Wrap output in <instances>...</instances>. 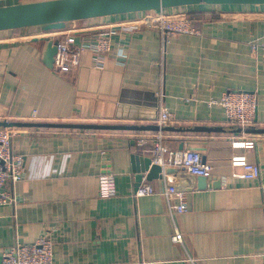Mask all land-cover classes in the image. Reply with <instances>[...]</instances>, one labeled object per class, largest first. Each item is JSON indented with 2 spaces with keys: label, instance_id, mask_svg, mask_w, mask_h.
Masks as SVG:
<instances>
[{
  "label": "crops",
  "instance_id": "obj_1",
  "mask_svg": "<svg viewBox=\"0 0 264 264\" xmlns=\"http://www.w3.org/2000/svg\"><path fill=\"white\" fill-rule=\"evenodd\" d=\"M43 0H0V6ZM186 12L200 34L170 36L135 19L156 10L92 17L60 29L44 25L0 31V119L19 122L217 127L165 130L173 148H195L205 157L209 185L185 190L188 210L173 212L163 178L137 180L133 155L148 129H82L13 126L12 152L24 156L17 203L0 206L3 251L48 236L53 264H264V4H195L164 8ZM108 31L112 49L99 66L82 53L77 68L59 74L44 62L49 38L79 39ZM164 53V54H163ZM257 98V116L242 127L214 102L229 92ZM252 129L253 131H248ZM254 140L248 160L260 176H235L234 141ZM183 145V148H181ZM237 151V152H238ZM113 173L117 194L101 197L99 176ZM220 178V179H219ZM147 182L150 195L136 196ZM183 233V242L172 237Z\"/></svg>",
  "mask_w": 264,
  "mask_h": 264
},
{
  "label": "built area",
  "instance_id": "obj_2",
  "mask_svg": "<svg viewBox=\"0 0 264 264\" xmlns=\"http://www.w3.org/2000/svg\"><path fill=\"white\" fill-rule=\"evenodd\" d=\"M135 23H148L152 27L159 29L163 49L170 36L176 34H200V29L195 22L190 19L186 12L182 11H167L164 8H160L156 10L154 15H150L148 19L137 17ZM58 39V49L55 54L53 69L59 74L67 73L71 69L77 68L80 64L81 55L86 50L94 53L97 64L101 66L104 55L113 46V40L108 31L99 32L95 41L91 37L79 39L73 32L67 33L64 37H59ZM261 45L264 50V40ZM214 102L224 108V112L230 120L242 127H248L257 116V98L254 93L233 91L226 93L222 99ZM172 119V113L166 107H161L158 119L159 129L151 137L138 136L135 140L136 145L144 148L147 143L151 142L150 156L154 163L160 164L164 169L169 166H175L195 175H207L208 167L199 150L195 148H173L167 143L163 127ZM254 146V140L233 142L236 153L232 155V165L243 168V172L235 173V176L250 179L260 176V167L248 160L246 151H238V149H249ZM24 163L23 155L12 152L11 128L0 126V206L15 205L17 203L16 186L23 179ZM162 178L171 211H187L186 193L177 190L176 175L164 173ZM154 192L155 188L151 184L144 182L137 187L135 195H150ZM99 194L101 197H111L117 194V182L113 173H108L107 171L100 174ZM172 239L177 243H182L183 233L176 230ZM53 256V241L50 237L43 236L33 242L17 241L9 246L3 251L0 264H53ZM142 264H154V262L144 261Z\"/></svg>",
  "mask_w": 264,
  "mask_h": 264
},
{
  "label": "water",
  "instance_id": "obj_3",
  "mask_svg": "<svg viewBox=\"0 0 264 264\" xmlns=\"http://www.w3.org/2000/svg\"><path fill=\"white\" fill-rule=\"evenodd\" d=\"M202 3L212 5H260L264 4V0H43L0 6V31L34 25H44L46 29H60L65 27L67 22L74 20ZM58 42V38H49L45 45L43 58L45 64L50 68L54 66ZM0 126L9 128L13 126H39L76 129H159L158 124L139 126L99 123L19 122L8 120H0ZM167 128L176 131H196L201 129L208 131L219 130L217 127L209 128L201 126L192 128L163 127L164 130ZM247 130L253 131L252 129ZM181 148H183V145H181ZM133 170L137 173L136 178L139 181L143 179L144 175H146L148 180L162 178L164 173L176 175V188L179 191L194 188V182L196 183L195 187L199 188L206 187L210 184L208 175H195L175 166H169L164 169L160 164L154 163L152 157L149 155H133Z\"/></svg>",
  "mask_w": 264,
  "mask_h": 264
},
{
  "label": "trees",
  "instance_id": "obj_4",
  "mask_svg": "<svg viewBox=\"0 0 264 264\" xmlns=\"http://www.w3.org/2000/svg\"><path fill=\"white\" fill-rule=\"evenodd\" d=\"M57 129V128H56Z\"/></svg>",
  "mask_w": 264,
  "mask_h": 264
}]
</instances>
